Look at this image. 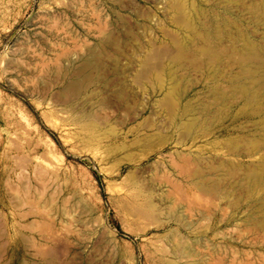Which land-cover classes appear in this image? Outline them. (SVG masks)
Wrapping results in <instances>:
<instances>
[{
	"label": "rangeland",
	"instance_id": "rangeland-1",
	"mask_svg": "<svg viewBox=\"0 0 264 264\" xmlns=\"http://www.w3.org/2000/svg\"><path fill=\"white\" fill-rule=\"evenodd\" d=\"M225 1L0 0V264H264V187L228 170L260 156L227 147L258 115L233 108L195 138L183 107L213 101L208 76L179 70L192 86L170 96L174 42L199 12L264 40Z\"/></svg>",
	"mask_w": 264,
	"mask_h": 264
},
{
	"label": "bare ground",
	"instance_id": "bare-ground-1",
	"mask_svg": "<svg viewBox=\"0 0 264 264\" xmlns=\"http://www.w3.org/2000/svg\"><path fill=\"white\" fill-rule=\"evenodd\" d=\"M225 4H227V7L224 9L227 12L231 5L246 7L245 9H247L252 14L251 16H253V18H249L253 19L255 27L259 28L260 25H264V1L251 0L250 3H247L245 0H227ZM219 6H223V4ZM234 6H231V8ZM203 9L205 10V8ZM199 14L200 16L205 15V13L203 14L202 12H199V20L194 21L188 19V21L186 20L187 22L185 21L186 23L184 26H186L189 32V36L187 35L189 39L184 41L178 39V41L174 42L176 44H174L175 47H178V55L168 66V76L173 83V86H171L172 91L170 90V96L173 100H175L174 98L182 100L189 92L188 85L190 83L188 85L185 84L192 81V79L179 78V70L201 71V73L208 76L209 80H207L209 83H212V87L207 94L213 99V101L210 100L212 102H209L202 99L200 96H197L196 99L189 101L183 107V115L191 114V117H193L191 119V121L193 120V125H199L201 130H204V133L197 134L195 138H205L212 134L215 130H211L210 126L216 123L219 124V127L222 122L224 123L228 118L233 108L239 107L236 116L258 115L256 120L251 121L256 129L255 135H239L236 138L231 137L227 141L228 153L233 156H248L251 158L260 156L259 161L248 165L243 163L245 166L242 164H239L240 166H238L232 162L233 166L228 168L229 166L226 164L228 166L226 169H232L231 173L234 174L235 172L233 171L235 169L237 170L239 167H244V179L242 178V180L245 182L243 184V181H241L240 184H246V186H248V192L247 190L246 192L249 194V186L251 188L264 187V40L261 41L255 39V36H257L256 29L254 30L256 31V34L254 32L249 34L248 32L241 30L238 27L239 25L235 24L236 21L231 22L230 19L225 18H221V21L219 18H216V21L217 19L219 21L216 23L214 22L216 25L213 24V31H209L208 28L211 29V27L207 26L208 23L206 24V21H204L205 17L203 20ZM185 60L188 62L191 60L190 64H187L188 62H185ZM100 61L99 56L95 55L93 58L84 60L75 72L79 75H83L87 81L88 78L90 79L92 71L94 72V70H97V65L100 64L98 63ZM82 79L83 77L81 80ZM183 83L185 84L183 85ZM222 83H225L226 86H223ZM81 86L82 81L74 80V83H72L73 90L77 91ZM176 102L178 101L176 100ZM194 103L199 104L194 106ZM220 167L219 165L218 167L216 165L214 168L218 169ZM223 167L221 168L224 170L225 162L223 163ZM228 170L225 171L228 172ZM229 176L230 174L228 175V178ZM235 184L236 183L234 182V187ZM229 187L233 189L231 186ZM243 189H246V187ZM241 191L245 193V190ZM258 202L260 204L259 207L264 210V196L261 197Z\"/></svg>",
	"mask_w": 264,
	"mask_h": 264
}]
</instances>
